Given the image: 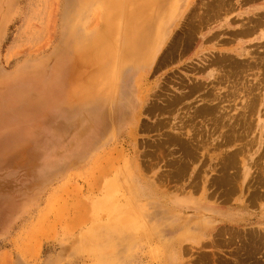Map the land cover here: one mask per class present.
I'll return each instance as SVG.
<instances>
[{"label":"rangeland","instance_id":"rangeland-1","mask_svg":"<svg viewBox=\"0 0 264 264\" xmlns=\"http://www.w3.org/2000/svg\"><path fill=\"white\" fill-rule=\"evenodd\" d=\"M2 1L0 73L44 59L47 74L70 0ZM185 1L132 75L135 121L89 135L70 99L34 90L0 115V264H264L255 216L215 220L264 202V0Z\"/></svg>","mask_w":264,"mask_h":264},{"label":"bare ground","instance_id":"bare-ground-1","mask_svg":"<svg viewBox=\"0 0 264 264\" xmlns=\"http://www.w3.org/2000/svg\"><path fill=\"white\" fill-rule=\"evenodd\" d=\"M186 1L185 6L189 0ZM162 2L163 0L68 1L62 17L60 38L53 50V65L47 73L49 75L48 78L42 79L44 75H47L42 72L45 65L44 59L35 63L20 64L19 67L14 68L11 72H1L0 115L8 112L7 109L10 108L13 102L25 98V95L30 90H34L38 94L52 96V99L56 102H61L63 98L67 99V101L70 99L73 104H71L70 110L65 115L70 116L72 123H79L81 127L88 128L89 135L93 134L94 126H97L96 123H99L102 129L108 131L109 127H114L118 121L122 120L130 123L135 121L137 119L136 115L140 112V108L143 107L140 105L142 97L136 94L134 88L136 81L132 83L131 88L129 87L132 75L135 70L151 63L166 35L170 33L174 21L177 20L181 11H183V8L181 9L179 6V0L172 1L161 9L163 6ZM216 6L220 7V5ZM92 9H96L99 21L96 22V25L86 27V14ZM200 16L202 17V15ZM3 17H5V13ZM256 55L259 56L258 54ZM254 60L252 59V61ZM246 61L245 64L247 65ZM257 61L260 62V60ZM225 64L223 65L224 68ZM255 66L257 67L258 65L254 64ZM233 78L236 79L237 77L234 76ZM139 80L138 82H140ZM250 88L252 90V87ZM252 92L254 94V91ZM118 96L122 99L116 105ZM83 103L86 105L84 111ZM169 108L167 107V109ZM81 119L83 120L82 122H80ZM133 130L135 129L131 128V132ZM192 147L195 146L193 145ZM191 234L194 235V233Z\"/></svg>","mask_w":264,"mask_h":264},{"label":"crops","instance_id":"crops-1","mask_svg":"<svg viewBox=\"0 0 264 264\" xmlns=\"http://www.w3.org/2000/svg\"><path fill=\"white\" fill-rule=\"evenodd\" d=\"M3 1H1V7L3 6ZM4 11V10H3ZM0 8V23L3 20L4 12ZM1 25V24H0ZM216 212L219 214L216 217V226L219 224L224 225H232L238 224L251 219L253 216L260 222V224L264 225V202L261 206L258 207L256 213H252L246 210L243 205L239 203H231L227 207H218Z\"/></svg>","mask_w":264,"mask_h":264}]
</instances>
